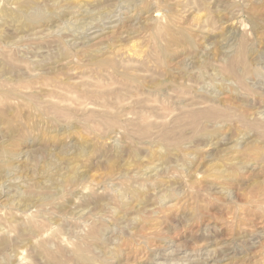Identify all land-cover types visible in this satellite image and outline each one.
I'll list each match as a JSON object with an SVG mask.
<instances>
[{
	"label": "rangeland",
	"instance_id": "rangeland-1",
	"mask_svg": "<svg viewBox=\"0 0 264 264\" xmlns=\"http://www.w3.org/2000/svg\"><path fill=\"white\" fill-rule=\"evenodd\" d=\"M19 1L0 264H264V0Z\"/></svg>",
	"mask_w": 264,
	"mask_h": 264
},
{
	"label": "bare ground",
	"instance_id": "bare-ground-1",
	"mask_svg": "<svg viewBox=\"0 0 264 264\" xmlns=\"http://www.w3.org/2000/svg\"><path fill=\"white\" fill-rule=\"evenodd\" d=\"M12 2V1H11ZM29 0H25L22 2H17L18 6L22 7V6H26L28 5ZM30 4V3H29ZM27 7V6H26ZM18 9V8H17ZM23 11V10H22ZM41 15V14H40ZM62 15V14H61ZM11 17V16H10ZM37 21V20H36ZM88 45V44H87ZM235 165V164H234ZM77 256L83 261V262H88V257L85 255V253L83 252V250L78 249L76 251ZM92 261V260H91ZM90 262V261H89ZM66 263V262H65Z\"/></svg>",
	"mask_w": 264,
	"mask_h": 264
}]
</instances>
